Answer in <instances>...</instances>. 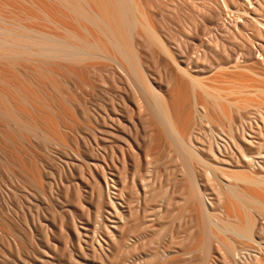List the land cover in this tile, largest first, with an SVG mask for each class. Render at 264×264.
<instances>
[{
	"label": "rangeland",
	"instance_id": "rangeland-1",
	"mask_svg": "<svg viewBox=\"0 0 264 264\" xmlns=\"http://www.w3.org/2000/svg\"><path fill=\"white\" fill-rule=\"evenodd\" d=\"M137 1L147 14L149 26H156L157 35H155L160 36L159 41L161 43L165 41L164 44L169 48V51L168 49L166 51L173 53L171 55L173 57H183L184 67L192 75L195 76L192 71L196 66L209 70L217 61L225 59L229 53L234 54L235 51L238 68L233 71L228 69L230 74L226 72L227 75L221 72L223 76L220 72L216 74L214 71L213 76H211L212 72L207 74L208 78L211 76L210 79L213 80L208 85L221 94L230 90L231 94L228 91L229 94H223L230 103L240 99L241 96L233 94L232 91L241 88L243 97L251 103L246 106L247 109L244 108L245 110L241 109L236 113L233 111L231 118H234L235 123H231L232 126L221 117L220 124H216L194 115L196 128L193 129L194 135L192 132L190 136L192 137L191 144L194 145V149H198L199 153H196L203 162L199 165V161L189 160L188 163H194L191 165L192 163H187L188 160H183L186 163L184 164L186 170H183L182 159L188 157L181 152L180 154L178 151L175 152L173 147V149L171 146L168 147L167 141L169 140L165 138H162L163 143L160 141V151L157 149L154 154H151L152 152L148 153L149 155L146 154L147 144L151 141V136H154L152 133L155 132L153 117H151L153 114L149 107L151 100L141 96V93L134 89L135 87L131 88L133 86H131L132 83L130 84V79L127 78V81L131 87L125 80L117 82L111 79V70L114 66L112 63L105 61L103 66L89 71L90 85L92 84L90 87L79 89L72 82L67 83L68 89L71 88L72 94L74 93L78 101L72 104L77 113V119L75 124L70 126V131H67V136L70 138H68V144H47L39 140L35 141L42 150L38 154V164L42 170L44 187L37 188L28 177L15 170L0 171V222L8 224L9 227V232L0 230L2 232L0 233V264H148L149 262V264H200V262L202 264H241L251 259L246 252L251 255V250L259 251V247L264 248V214L258 215L255 211H247V214H252L251 219L258 224L251 240L246 239L247 243L242 238V243L239 244L241 238L234 237L230 230H226L227 226L224 228L225 225L230 224L228 221V224H224L227 220L226 213L223 211L224 186H230L233 191L235 187L240 191L237 190V193L241 197L245 198L246 195L245 199L255 201L256 199L250 198L247 194H242L244 190L247 192V184L245 182L242 184L243 180L240 181L238 178L224 179L223 173H226L228 168L220 166L221 168L218 169H210L206 163L210 159L207 156L209 145L212 140L218 139L215 142L220 145L222 153L230 159L229 164L236 165V162L242 164L241 176L249 174L248 178H256V176L260 178L259 175L264 177V172H262L264 170V163H262L264 162V0H242L240 2L231 0H147V3L146 0ZM225 25L224 28L227 29L224 30L222 26ZM136 26L138 25H135L133 31V44L139 45L140 54L136 53L142 58V64L146 66L147 71L150 70L147 74L150 75V79L152 78L154 83L152 85L160 89L157 86L166 75L165 71L172 67L170 60L175 58L170 56L171 53L166 55L162 52L166 49L162 50L165 45L163 48L159 47L163 43L156 41L159 48L157 45L153 46L154 42H150L146 37L148 34ZM145 38L148 39L145 40ZM198 54L202 57L198 58L200 62L197 59ZM188 57L191 62L188 61ZM154 59L162 65L158 63L159 66ZM215 74L219 79L216 78L217 76L214 77ZM232 75L239 76L237 82L241 83L235 82L237 85H233ZM168 89L161 88L157 91L169 98ZM134 91L138 93L134 97L142 102H137L138 100L132 97ZM189 100L194 112L192 95ZM204 100L208 104L212 102L208 97ZM136 102L140 105L142 103L141 106H145L146 109L137 110L140 105L138 106ZM146 103L149 105L147 106ZM145 110H150L151 113ZM146 112L150 114L148 116L151 119L147 116L149 120H146ZM190 137L189 140L188 137L177 139L185 140L183 143L187 144ZM214 137L219 138L214 139ZM239 137L250 142L249 145L241 141ZM187 168L190 172L189 170L185 172ZM185 174L188 178L191 175L195 179L192 182L197 184L196 187L200 188L199 190L207 201L208 215H205L206 218L203 215L207 224L197 229L203 232L209 242L206 243L208 244L207 251L194 249L192 245L191 239L198 231L192 235L195 229L194 222L192 226L191 214L183 211L187 195L186 184H188L185 182L187 181ZM206 177H208L207 180ZM105 179L107 186L104 184ZM3 182L5 185L2 184ZM99 190L101 193H98ZM127 225L134 230L129 229ZM122 226L126 229L122 230L123 232H117V228L120 231ZM231 236L233 237L231 239H237L236 242L240 245L238 247L239 245L237 246L234 241L236 244L234 247L240 251L238 253L246 254V258H242L243 255L240 257L241 261L234 258L238 260L236 261L238 263H235L233 255H230L231 252H227V249L219 243L222 238L223 240L227 238L229 242L233 241L230 240ZM243 245L247 246L245 247L247 250L242 247ZM215 246L219 249L217 250ZM170 257L174 259H169Z\"/></svg>",
	"mask_w": 264,
	"mask_h": 264
},
{
	"label": "bare ground",
	"instance_id": "bare-ground-1",
	"mask_svg": "<svg viewBox=\"0 0 264 264\" xmlns=\"http://www.w3.org/2000/svg\"><path fill=\"white\" fill-rule=\"evenodd\" d=\"M231 1L240 2L242 0H231ZM146 3H147V0H146ZM145 13L141 9L137 0H0V171L6 172L7 170H10V171L15 170L16 172H19L21 175L28 177L37 186V188L41 189V187L43 186V175H42V170L40 169L39 164H38V159H39L38 154L42 152V150L38 146V143H36L35 141L39 140L42 143H47V144H60V145L68 144L70 138L67 136V131H70L69 130L70 126L72 124H75V121L77 119V113L74 110L72 104L78 103V101H76L73 95L74 93L72 94L70 90L71 88L68 89L69 86L67 85V83L72 82L79 89L83 87L86 88V87L92 86V84L90 85L91 82H90V77H89V71L91 70L94 71L101 65L103 66V64L106 63L105 61H108L109 63H112L114 65L113 67L111 66L112 67V70H111L112 73L110 72L112 74L111 79H114L117 82H121L125 80L126 83L128 82L127 78L128 80L130 79L131 80L130 84L132 83L133 85L131 84V86L133 87L130 86L129 82L127 85L130 86L131 88L135 87L134 89H137L141 93V96H143L145 99L147 98L148 100L149 99L151 100V104L149 102L150 104L149 107L152 113L150 110L148 111L151 114H153L151 115V117H153L152 122H153V127L155 128V132L152 133L153 131H151V133L154 134V136L152 135L153 138L151 136L150 138L151 141H149V143L147 144L148 146L146 147V150H145L146 154L148 153L150 154L151 152H152L151 154H154L155 151H157V149H159L160 151V147H159L160 141L162 142V138H165V140H169V142L167 141V144L169 143L168 147L171 146V148L173 147L176 150L175 152L178 151L179 154L181 152L184 155H186V157H188L184 159V157L181 154V157H183V159L181 158L182 163H183V165L181 163V165L183 166V170L186 168V165L184 166V164L186 163H184L183 160L184 161L188 160L187 163L189 162V160H193V161L197 160L195 162L199 161L200 162V163L198 162L199 165L203 162L201 161V158L196 153V152L199 153L198 149H194V145L191 144L192 137L190 136H192L193 129L196 128L195 127L196 124L194 126V115L195 116L197 115L203 119L205 118L207 119V121H211L216 124L219 123V120H221L220 119L221 117L222 119L224 118V120L232 126V124L235 123V120H233L234 118H231L233 116L232 115L233 111L236 113V111H239L241 109L245 110L247 109L246 106H248L251 103L250 100L243 97L241 93L242 92L241 88H238V89L236 88L235 90L232 91L233 94L241 96L239 97L240 99L234 101L233 103L231 101L230 103V101L229 100L227 101L225 96L223 95L225 92L221 94L220 92L216 91V89L208 85L210 84V82L211 83L213 82V80L210 78L211 76L214 75V73L220 72V75H221L222 74L221 72L226 73L228 72V69L233 71V70H236V68H238L239 65L237 64L238 60H236L237 58V55H235L236 52L234 51V54L229 53L225 57V59L220 60L219 62L217 61L214 67L212 66V68H210L209 70L196 66L192 71L195 74L194 76L192 75V73L188 72L185 69L184 67L185 59L183 57L171 56L173 53L168 52L169 48H167V45L164 44L165 41H163L162 39L163 44L159 41L160 38L158 37L160 36H156L157 35L156 34L157 30L155 29L156 26L155 27L151 25L149 26L150 22L147 21V17H146L147 14ZM2 17L3 19H6L7 21L9 20V21L8 22L4 21ZM152 24L154 25L153 22ZM135 25H138L136 26L137 28L139 27L141 31L148 34L147 36L146 34L143 33L144 35H146V37L149 38V39L145 38V40L148 39L150 42L151 41L154 42L153 46L155 47L158 43L156 41H159V43L162 44V45L160 44L161 46L159 47L163 48V46L165 45V47L162 50L166 48L164 51H162L161 49L160 50L163 53H166V55L171 53L170 56L172 58H175V59H171V57L167 56L168 58L171 59L170 62L172 61V67L170 68V70L168 69L169 70L168 74H167L168 70L164 69V70H167L165 71L166 73L164 72L166 75L164 76L163 80L161 79L160 81L161 83L157 86L160 89L169 88L168 89L169 98H166L163 94L158 93L159 91L157 90H160V89H156V87L152 85L154 84L151 80L152 78L150 79V75L147 74L148 71L150 70L147 71V69L145 68L146 66L144 67V65L142 64V58H140V56L138 55L140 54L138 52V49L140 47L138 48L139 45L138 46L136 45L137 46L136 47L135 44H133V41H134L133 31H134ZM222 27L224 28L226 27V25ZM225 29L227 28H224V30ZM136 43L138 44V42ZM145 46H148V45L146 44ZM159 47L157 45V48ZM143 48L146 49L147 47H143ZM167 49L168 51H166ZM249 54L252 55V53H249ZM199 57L201 56H199L198 54L197 59ZM154 60L155 62L157 61V59H154ZM159 61L158 63L161 62ZM188 61H190V58L188 59ZM198 62H200V60ZM145 63H146V60H145ZM160 64L158 65L160 66ZM105 66H104V69H105ZM211 72H212V75L210 74L211 76L209 75L210 78H208L207 74ZM216 74L214 77L217 76ZM228 74L230 73L228 72ZM216 78H218V76ZM232 78H231L232 81L231 80L230 81L233 82V85H234L235 82L238 81L239 76L232 75ZM225 79H226V76H225ZM222 81H226V80H222ZM237 83L235 85H237ZM131 90L132 89H130V91ZM227 91L231 94L230 90H227ZM227 91L226 93H228ZM136 93L137 92H135L134 95L132 96L134 99L135 98L137 99V97H134ZM243 94L245 95V93ZM190 95H192L194 112L192 111V108H191L192 106H190L189 104L190 103L189 101L191 100V99L189 100ZM127 96L129 98V94ZM163 97L166 99L164 100ZM205 97L206 99L208 97L210 101L212 102L210 104L206 103L204 100ZM141 98L142 97H140V99ZM167 99L169 100L166 101ZM137 100H136L137 102L140 101L139 99ZM137 102L136 104L139 106L140 104H138ZM149 104H147V106ZM141 105L140 107L137 106L138 108L137 107L136 108L137 110L139 109V111L140 110L144 111L142 108L144 109L146 108L145 106L142 107ZM232 105H233V108H232ZM146 114H145L146 117L150 115L149 113L147 115ZM239 114H241V112H239ZM239 116L243 118L241 115ZM148 117L146 118V120L148 119ZM195 120H196V117H195ZM240 120L242 122V119ZM231 129L232 128H230V130ZM193 135H194V132H193ZM243 135L244 133L242 131V136ZM179 137L180 139H183L184 137H188V140L190 137V141H189L190 143L189 142L187 144H185L186 142L183 143V141L185 140L182 141V140L177 139ZM215 138H219V137H214V139ZM239 138L241 141L248 143L249 145L250 142H247V140H245L244 138L242 139L241 137ZM215 141L212 140L211 144L209 145L210 147L207 151L208 153L207 156H209L210 159H208L206 163L208 164V166H210V169H216V168L218 169L220 166L225 167V169L228 168L226 173L225 172L223 173V176L225 177L224 179L230 180V179L238 178L240 181L243 180L242 184L245 182L247 184V186L246 184L245 186L246 188L247 187L248 188H247V192L244 190V193H242L243 192V189H242L241 193L243 195L247 194V196H249L252 199H256L255 201H253L247 198L248 199L247 200L245 199L246 195H245V198L241 197V195L237 193L239 190L236 189L235 187L232 186L235 189L233 191L230 186H224L225 188L223 190L225 191L224 192L225 201L223 204L224 205L223 211H225L226 213L227 220H226V223H224L225 219L224 221L223 220L222 221L224 224L230 223L228 225H225L224 228H226L227 226L228 228H226V230H230L231 233L234 235V237H237V239L241 238L239 244L242 243L241 242L242 238H243V241L245 240V242L247 243L246 239L248 241L251 240L253 231L257 229L256 226L258 225L257 223L253 221V219H251L252 214L251 213H250L251 215L249 213L247 214V211H255L258 215L264 214V179H262L264 177H262V175H259L260 178L257 176L256 178L254 177L248 178L249 174L246 176H241L240 171H241V168H243V166H241L242 164L238 162H236L237 163L236 165L229 164L228 160L230 159H228V157H226L222 153V149H220L221 147H219L220 145L217 144ZM164 144L167 145L166 143ZM227 144L228 143H226V145ZM77 147L78 145H76V148ZM193 164L194 163H192L191 165ZM191 165L190 167L194 169ZM189 168H187V171L185 172H188ZM238 169H240L239 172H236V170ZM242 172L244 171L242 170ZM262 172H264V170ZM193 173H194V170H193ZM243 174L244 173H242V175ZM185 175H186L185 177L187 178V181L185 182H188V184H186L187 195L185 196L186 197L185 209L183 211H187L188 212V213L186 212L187 214L189 213L191 214L192 218L190 220V223L194 222V227L196 229V230L195 229L193 230L192 235H194V232L198 231L197 230L198 227H201L204 224H207L205 223L207 222V220L205 219L206 218L205 215H208V208L206 204L207 201H205L203 197L204 195H202V192L199 190L200 188H198V186L196 187L197 184L195 185L194 182H192V180L194 179L191 176L192 174L190 175L191 178L190 177L188 178L187 174ZM209 176L211 175L209 174ZM207 178L208 177H206V180ZM106 182L107 180L105 179L104 180L105 185H106ZM2 184L5 185L4 182ZM186 189H184L185 192H186ZM99 192L101 193L100 190L98 191V193ZM221 194H223V192L220 193V198H221ZM4 200L5 199H3V202ZM101 201H102V198H101ZM221 201L223 203L222 199ZM6 203H7V200H6ZM203 215L205 216V218H203ZM7 225L3 222L2 223L0 222V230L3 232H9V227ZM192 226H193V223H192ZM124 227L122 226V229H120V231H118L119 228H117V232H121L122 230H125L126 227L125 228ZM127 227H129V229L132 228L130 225H127ZM133 230L131 231L133 232ZM199 230H201V228ZM132 232L130 233V235L132 234ZM120 236H121V233H120ZM231 238H233L232 236L230 237V240H233ZM9 239L10 240L12 239L11 236ZM253 239L254 237L252 238V240ZM191 240L193 243L192 245H194V249H200V251L201 250L207 251L206 246L208 244L206 245V243H209V242L206 239V236L203 234V232H200V231L196 232V234ZM236 240L234 239L231 242H234V241L236 242ZM231 242H229L227 238L226 240L225 239L223 240L222 238V240L219 241V243L223 245L225 249H227L226 250L227 252L228 251L231 252L230 255L231 254L233 255L232 257L233 259L235 258V259L240 260V257L243 254L241 255L240 253H238L239 250H237L234 247L236 245L235 242L234 243H231ZM239 244L237 243V246ZM16 246H17V242H16ZM238 247H240V245ZM242 247L245 248L247 246L244 247L243 245ZM217 248L218 246L216 247V249ZM100 249L102 250V248ZM245 249L247 250V248ZM259 249H260L259 251L251 250V255L249 252H246L247 256L248 257L250 256L251 259H249V261L246 260V262H242L241 264H264V248L261 249L259 247ZM17 250L19 249L17 248ZM241 253H244V252H241ZM245 255L246 254L244 253L242 258L243 257L246 258ZM171 258L172 257H170L169 259ZM245 258L243 259L244 261H245ZM235 259H234L235 263H238L236 262L238 260H235ZM171 262H173V260ZM200 264L202 263L200 262Z\"/></svg>",
	"mask_w": 264,
	"mask_h": 264
}]
</instances>
